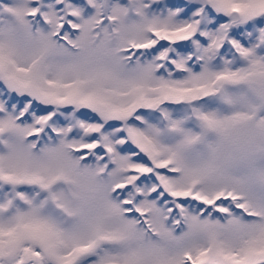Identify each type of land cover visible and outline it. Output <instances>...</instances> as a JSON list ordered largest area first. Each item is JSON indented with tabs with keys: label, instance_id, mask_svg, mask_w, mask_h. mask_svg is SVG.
<instances>
[{
	"label": "snow or ice",
	"instance_id": "obj_1",
	"mask_svg": "<svg viewBox=\"0 0 264 264\" xmlns=\"http://www.w3.org/2000/svg\"><path fill=\"white\" fill-rule=\"evenodd\" d=\"M0 264H264V0H0Z\"/></svg>",
	"mask_w": 264,
	"mask_h": 264
}]
</instances>
